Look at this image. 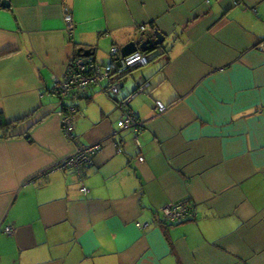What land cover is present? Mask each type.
Returning <instances> with one entry per match:
<instances>
[{"label": "crops", "instance_id": "1", "mask_svg": "<svg viewBox=\"0 0 264 264\" xmlns=\"http://www.w3.org/2000/svg\"><path fill=\"white\" fill-rule=\"evenodd\" d=\"M7 1L0 264H264V0ZM154 29L162 46L117 74L120 48ZM78 55L110 78L61 97L56 84ZM117 79V94L102 89ZM146 81L129 103L135 134L118 127V101ZM68 105L71 138L60 115ZM92 144L81 180L56 166ZM182 199L195 218L161 221L160 209Z\"/></svg>", "mask_w": 264, "mask_h": 264}, {"label": "built area", "instance_id": "2", "mask_svg": "<svg viewBox=\"0 0 264 264\" xmlns=\"http://www.w3.org/2000/svg\"><path fill=\"white\" fill-rule=\"evenodd\" d=\"M64 18L68 31H72L74 27V21L70 11L64 12ZM141 30L144 26L140 27ZM258 48L264 51V39L258 43ZM119 53L116 47H111L109 54L114 57ZM118 66L116 67V73L122 74L127 70L137 68L148 63V55L142 51H135L126 56H117ZM110 78V73L106 70H102L100 65L92 58L76 56L68 63L66 67V73L64 78L59 84H56V90L61 97L68 96L72 91L81 90L90 84L99 85L102 79ZM120 79L110 82L108 85L102 87L108 93L117 94L120 90ZM149 86V82H144L139 85L133 92L123 97L118 101V107L122 110V117L118 121L117 125L120 128H130L135 134H138L142 130V124L138 120L136 114L129 108L131 99L138 93L144 92L146 87ZM154 109L158 113L166 111L167 106L159 101H155ZM75 108L68 105L63 111H60L62 117V131L67 138L73 136V115ZM99 148V144H92L79 147L76 152L62 159L56 166L60 169L71 168L75 174L81 180L84 178L87 167L91 164V154ZM138 159L143 161V157L139 156ZM80 190L87 191V188L82 185ZM162 220L165 223L177 224L184 221L194 219L196 216L195 206L192 202L186 199L172 201L164 205L161 209ZM4 231L10 234L12 226H6Z\"/></svg>", "mask_w": 264, "mask_h": 264}, {"label": "water", "instance_id": "3", "mask_svg": "<svg viewBox=\"0 0 264 264\" xmlns=\"http://www.w3.org/2000/svg\"><path fill=\"white\" fill-rule=\"evenodd\" d=\"M0 5L2 7H8L9 2L7 0H0ZM165 39V35L162 34L157 29H154L153 32H145L142 31L138 36L128 43L123 45L120 48V55L126 56L135 51H142V52H151L155 50L158 46H162L163 41ZM79 54L88 55L91 54V51H78ZM1 123V119H0Z\"/></svg>", "mask_w": 264, "mask_h": 264}, {"label": "trees", "instance_id": "4", "mask_svg": "<svg viewBox=\"0 0 264 264\" xmlns=\"http://www.w3.org/2000/svg\"><path fill=\"white\" fill-rule=\"evenodd\" d=\"M144 53H146V52H144ZM87 58H92L93 60H94V58L93 57H91V55L90 56H86ZM148 61H149V58H148ZM117 66H118V63H117ZM116 66V67H117ZM131 70V69H130ZM128 71V70H127ZM127 71H125L124 73H122V74H120V75H123V74H125ZM10 125H11V123L10 122H5V121H3L2 122V126L5 128H7V127H10ZM134 132V131H133Z\"/></svg>", "mask_w": 264, "mask_h": 264}, {"label": "rangeland", "instance_id": "5", "mask_svg": "<svg viewBox=\"0 0 264 264\" xmlns=\"http://www.w3.org/2000/svg\"><path fill=\"white\" fill-rule=\"evenodd\" d=\"M136 70V69H135ZM135 70H133V71H135Z\"/></svg>", "mask_w": 264, "mask_h": 264}]
</instances>
